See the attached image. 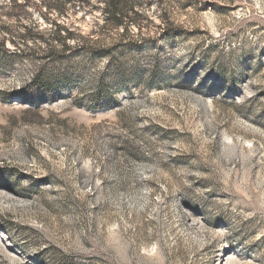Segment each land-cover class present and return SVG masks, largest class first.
Instances as JSON below:
<instances>
[{
  "label": "rangeland",
  "instance_id": "rangeland-1",
  "mask_svg": "<svg viewBox=\"0 0 264 264\" xmlns=\"http://www.w3.org/2000/svg\"><path fill=\"white\" fill-rule=\"evenodd\" d=\"M62 1L0 0V264H264V0H135L113 60Z\"/></svg>",
  "mask_w": 264,
  "mask_h": 264
},
{
  "label": "trees",
  "instance_id": "trees-1",
  "mask_svg": "<svg viewBox=\"0 0 264 264\" xmlns=\"http://www.w3.org/2000/svg\"><path fill=\"white\" fill-rule=\"evenodd\" d=\"M100 1V4H95L94 6L89 4L88 0H75V3L77 7L80 9H83L84 11L90 12L92 8H96L99 10L101 16H102V23L100 24L101 28H107V29H121V33L118 35L116 40H111L110 43L107 44H101L107 45L105 46L107 50L103 52L102 57H107L108 60L115 59V56H111V51L118 50L119 48H124L123 46L127 45V47H144L143 42L135 41L132 42H126L124 39V32L128 25H135L136 27H139V20L141 19L142 15L135 11L136 9V2L135 0H97ZM44 6L47 8H53L58 12H63L65 7V1L60 0H43ZM133 14V15H130ZM45 17V16H44ZM57 26L56 29V35L58 39H60L61 45L63 47H66L65 41L69 39H73V33L68 28H62L61 26ZM61 30L63 31V35H61ZM107 32V31H106ZM105 32V33H106ZM30 31L28 30L26 33H24L23 37L29 36ZM104 35L103 40L107 39L108 34H102ZM79 38L76 39L77 43L79 45H82L84 43H88V40L82 35H78ZM99 40V39H98ZM103 40H100L102 42ZM99 41H94V43H98ZM97 51V50H96ZM96 51L93 52V54H97ZM49 52L52 53V50ZM98 55V54H97ZM101 56V54H99ZM32 84L35 85V87L38 88H49L50 83H47L46 81H42L41 79H37L34 77L32 79Z\"/></svg>",
  "mask_w": 264,
  "mask_h": 264
}]
</instances>
